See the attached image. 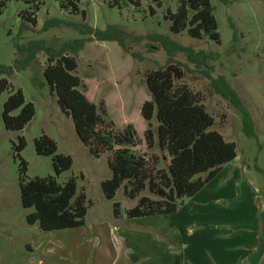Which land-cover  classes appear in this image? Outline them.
Segmentation results:
<instances>
[{
	"label": "rangeland",
	"instance_id": "obj_1",
	"mask_svg": "<svg viewBox=\"0 0 264 264\" xmlns=\"http://www.w3.org/2000/svg\"><path fill=\"white\" fill-rule=\"evenodd\" d=\"M209 2L220 36L218 44L192 39L186 31L170 33L165 17L168 11L175 12V0H7L0 15V66L12 73H0V79L9 84L0 94V264H81L64 257L67 245L99 222L122 225L124 211L136 204L124 197L122 187L112 200L104 198L100 183L111 177L109 154L98 159L89 154L43 78L44 48L56 52L70 41L83 40L77 53L68 54L77 64L74 74L81 82L79 91L95 106L103 101L105 120L118 131L132 126L141 134L147 128L140 117L142 104L150 100L145 74L169 64L180 67L181 82L202 96L214 120L210 130L235 144L236 158L223 167L220 176L231 165L250 191L264 200V0H229L227 6L218 0ZM69 3L76 6V12ZM35 4L38 11L32 7ZM23 12L34 15V26L22 21ZM67 24L101 31L114 26L124 48L116 42H97L85 35L83 27L74 29ZM29 42L44 47L21 69L23 60L17 47L27 48ZM223 84L232 97L227 96ZM16 90L33 105L35 114L24 129L11 132L5 130L1 113L4 101ZM241 110L252 123L253 138L243 133ZM151 125L154 129L155 119ZM41 135L54 141L57 154L72 160L71 169L56 180L62 184L69 177L76 179L77 193L85 195L83 227L44 233L36 224L25 222L32 209L25 210L20 204L19 159L13 146L19 137L24 139L19 155L26 163V181L53 177L51 157L37 156L34 151V140ZM114 203L122 215L119 219L113 216ZM46 247L52 248L55 258L41 254Z\"/></svg>",
	"mask_w": 264,
	"mask_h": 264
},
{
	"label": "trees",
	"instance_id": "obj_2",
	"mask_svg": "<svg viewBox=\"0 0 264 264\" xmlns=\"http://www.w3.org/2000/svg\"><path fill=\"white\" fill-rule=\"evenodd\" d=\"M175 1V12L168 11L165 17L170 22V33L178 35L186 31L192 39L205 38L219 43L220 36L209 0ZM218 1L224 6L229 4V0ZM6 2H0V15ZM69 6L74 12L77 11L75 5L69 3ZM32 7L38 11L36 4ZM60 7L64 8L62 4ZM23 15H26L22 17L23 22L32 26L36 24L33 14L23 12ZM81 15L84 18V12ZM67 25L74 29L83 27L85 35L92 36L97 42H116L124 48L120 33L114 26L101 31L88 26ZM229 26L234 30L230 21ZM82 44L83 40L70 41L56 52L44 48L46 63L43 78L55 93L61 112L71 118L75 133L89 154L95 159L109 154L107 167L111 177L100 183L104 198L112 200L122 187L124 197L136 200L132 208L124 211V220L175 213L184 200L194 197L225 165L234 161L235 144L210 130L214 120L207 113L202 96L181 82L183 71L173 64L145 74V87L150 100L142 104L140 117L147 128L141 134L132 126L122 131L116 130L111 122L105 120L103 101L95 106L79 91L81 82L74 74L77 64L74 57L68 54L77 53ZM27 45V48L17 47V54L23 60L21 69L29 65L35 53L44 47L39 42H29ZM0 73L10 75L12 70L0 66ZM223 85L227 96L232 97V92ZM8 87L7 80L0 79V94ZM241 112L243 133L253 138L252 123L247 113ZM34 114L33 105L25 102L22 92L16 90L4 101L1 118L5 130L18 132L24 129ZM154 119L156 126L153 129L151 121ZM24 146V139L19 137L13 150L19 159L20 204L25 210L32 209L25 216V222L28 225L36 224L38 230L44 233L83 227L85 195L83 192L77 193L76 179L69 177L62 184L56 180L71 169V158L57 154L54 141L41 135L34 140V151L37 156L51 157L54 176L26 181V163L19 155ZM118 208V204L114 203L115 219L122 216Z\"/></svg>",
	"mask_w": 264,
	"mask_h": 264
},
{
	"label": "crops",
	"instance_id": "obj_3",
	"mask_svg": "<svg viewBox=\"0 0 264 264\" xmlns=\"http://www.w3.org/2000/svg\"><path fill=\"white\" fill-rule=\"evenodd\" d=\"M231 165L175 213L99 222L64 257L81 264H264V200ZM51 251L41 254L55 258Z\"/></svg>",
	"mask_w": 264,
	"mask_h": 264
}]
</instances>
